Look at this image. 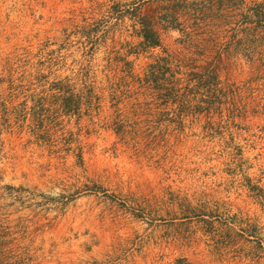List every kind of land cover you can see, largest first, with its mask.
Here are the masks:
<instances>
[{
  "label": "rangeland",
  "instance_id": "obj_1",
  "mask_svg": "<svg viewBox=\"0 0 264 264\" xmlns=\"http://www.w3.org/2000/svg\"><path fill=\"white\" fill-rule=\"evenodd\" d=\"M182 259L264 264V0H0V264Z\"/></svg>",
  "mask_w": 264,
  "mask_h": 264
},
{
  "label": "trees",
  "instance_id": "obj_2",
  "mask_svg": "<svg viewBox=\"0 0 264 264\" xmlns=\"http://www.w3.org/2000/svg\"><path fill=\"white\" fill-rule=\"evenodd\" d=\"M142 37L144 38V43L148 44L151 47L157 48L160 46V41L158 38H156V34L153 31V28L150 27L148 24L146 23H142ZM166 61L164 57H156L154 59V62L149 64L144 72H143V76L138 77V79H140V81H145L143 82L142 85V89L144 91L150 92L149 90H152L153 86L160 84V80L158 79V75H159V70L160 68L163 67L162 63ZM162 65V66H161ZM132 77H136L134 76V73L132 74ZM155 84V85H154ZM159 86V85H158ZM156 89H161V88H156ZM163 90V89H161ZM58 93L59 95L65 96V92L64 89L58 88ZM150 94V93H148ZM148 95H146L147 97ZM63 98V97H62ZM169 98V97H168ZM137 106L141 107L142 104L139 103ZM11 190H16L14 188H10ZM20 191H24L25 189H19ZM5 247H8L9 252H14V249L12 248V244H8V243H4ZM176 264H190L189 262H187L186 260H179L176 262Z\"/></svg>",
  "mask_w": 264,
  "mask_h": 264
}]
</instances>
